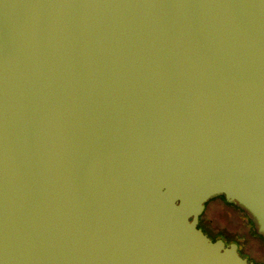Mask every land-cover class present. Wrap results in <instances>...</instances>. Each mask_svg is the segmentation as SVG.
I'll return each mask as SVG.
<instances>
[{
  "label": "water",
  "instance_id": "obj_1",
  "mask_svg": "<svg viewBox=\"0 0 264 264\" xmlns=\"http://www.w3.org/2000/svg\"><path fill=\"white\" fill-rule=\"evenodd\" d=\"M264 0H0V264H253Z\"/></svg>",
  "mask_w": 264,
  "mask_h": 264
},
{
  "label": "flooded vegetation",
  "instance_id": "obj_2",
  "mask_svg": "<svg viewBox=\"0 0 264 264\" xmlns=\"http://www.w3.org/2000/svg\"><path fill=\"white\" fill-rule=\"evenodd\" d=\"M215 198H219L224 203L232 206L240 214L242 213L249 227V231H250L249 233L251 234V236L258 237L262 242V246H264V237L256 232L252 220L246 215V213L239 206L227 202L222 195L212 197L213 200ZM205 203H204V208H205ZM197 226L200 227L203 230V232H205L212 240L220 238L223 240L225 244L234 242L237 245V250L239 254L247 258L248 261L253 262V264H264V257L261 258L257 254L255 247L251 243V239L245 233L243 232L229 233L221 230L214 224L212 219L205 214V209H203V211L197 217Z\"/></svg>",
  "mask_w": 264,
  "mask_h": 264
},
{
  "label": "rangeland",
  "instance_id": "obj_3",
  "mask_svg": "<svg viewBox=\"0 0 264 264\" xmlns=\"http://www.w3.org/2000/svg\"><path fill=\"white\" fill-rule=\"evenodd\" d=\"M205 214L212 219L214 224L223 231L229 233H245L255 247L257 254L264 257V246L256 236H251L249 227L244 219V215L235 210L232 206L224 203L219 198L208 199L205 203Z\"/></svg>",
  "mask_w": 264,
  "mask_h": 264
}]
</instances>
